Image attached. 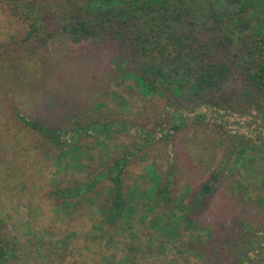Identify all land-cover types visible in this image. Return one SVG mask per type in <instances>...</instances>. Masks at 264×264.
Segmentation results:
<instances>
[{
	"label": "rangeland",
	"instance_id": "1",
	"mask_svg": "<svg viewBox=\"0 0 264 264\" xmlns=\"http://www.w3.org/2000/svg\"><path fill=\"white\" fill-rule=\"evenodd\" d=\"M46 1L53 6L51 0ZM26 29L0 7V238L16 245L17 264H199L185 254L179 256L188 259L178 258L173 243H157L143 219L135 218L127 231L118 224H105L99 208L111 203L108 184L66 202L56 196L57 190L88 182L106 156L111 161L130 150L137 151L123 175L124 186L135 202L150 204L141 196L157 183L149 166L161 178L171 176L173 197L183 195L186 200L233 145L221 188L202 212L188 217L199 226L215 225L224 235L239 232L233 225L237 218L264 225V212L232 191L238 181L257 185L264 180V113L242 102L248 105L222 121L226 134L216 121L218 125L198 127L195 132L186 127L169 140L161 139L156 131L167 128L165 101L140 96L117 79L119 67L132 64L121 65L114 43L98 39L75 43L63 36L39 48L33 41L23 43ZM234 88L239 92L242 86ZM236 98L244 99L240 94ZM100 104L109 119L121 120L126 130L100 138L103 143L86 136L81 142L86 152L81 159L83 169L69 167L59 173L53 151L37 134L20 128L11 115L15 107L27 117L70 130L97 118ZM134 126L155 133L157 139L141 147L144 140L137 137ZM242 134L253 137L250 157L236 163L233 158L244 143L239 139ZM185 203L175 202L174 211L179 213ZM247 237L239 234L241 241ZM225 246L218 243L210 249L216 247L215 252ZM224 258L216 264L226 263Z\"/></svg>",
	"mask_w": 264,
	"mask_h": 264
},
{
	"label": "trees",
	"instance_id": "2",
	"mask_svg": "<svg viewBox=\"0 0 264 264\" xmlns=\"http://www.w3.org/2000/svg\"><path fill=\"white\" fill-rule=\"evenodd\" d=\"M51 1L53 6L46 0H0V7L27 28L25 44L33 41L41 48L49 40L63 36L75 43L91 39L114 43L120 51L121 65L132 64L131 68L120 66L117 79L140 96H158L165 101L167 128L156 131L161 139L169 140L173 133L186 127L195 132L198 127L218 125L216 121L226 134V123L222 121L248 104L264 113V0ZM236 85L242 86L239 92ZM238 94L244 99L236 98ZM103 107L98 106L97 118L70 130L27 117L15 107L11 108V115L20 128L37 134L53 151L59 173L69 167L83 169L81 159L86 152L81 149V142L86 136L98 137V143H103L100 138L108 139L113 132L123 134L126 130V124L110 120ZM213 118L216 119L211 121ZM134 128L137 137L144 140L141 147L157 139L155 133L142 126ZM239 139L244 143L234 155L236 163L250 157L253 137L242 134ZM233 149L230 145L225 159L186 200L183 195L173 197L171 176L165 174L161 178L149 166L157 183L145 194H139L150 204L145 200L135 202L131 190L124 186L123 175L137 150L127 151L126 147L123 156L111 161L106 156V162L88 182L55 194L66 202L108 184L105 188L111 203L106 209L99 208L105 224H118L127 231L135 218L143 219L144 224L149 223L150 234L157 243H173L178 258L187 255L199 264H216L222 256L227 261L224 264H264V225L237 218L233 225L239 232L224 235L215 225L199 226L188 217L190 213L202 212L221 188ZM232 191L241 201L264 212V180L257 185L238 181ZM175 202H186L179 213L173 209L177 208ZM239 234L248 237L241 241ZM159 235L167 240L162 241ZM252 239L257 242L251 243ZM218 243L226 246L215 252L216 247L210 249ZM17 252L11 240L0 238V264H17Z\"/></svg>",
	"mask_w": 264,
	"mask_h": 264
}]
</instances>
